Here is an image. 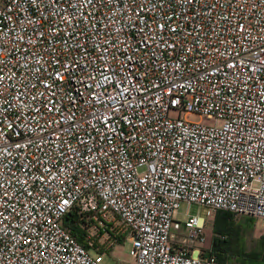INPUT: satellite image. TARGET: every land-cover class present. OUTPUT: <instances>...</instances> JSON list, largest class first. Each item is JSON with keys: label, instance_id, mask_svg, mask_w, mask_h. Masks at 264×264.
<instances>
[{"label": "built area", "instance_id": "2783aa9c", "mask_svg": "<svg viewBox=\"0 0 264 264\" xmlns=\"http://www.w3.org/2000/svg\"><path fill=\"white\" fill-rule=\"evenodd\" d=\"M216 209L264 231V0H0V264H223Z\"/></svg>", "mask_w": 264, "mask_h": 264}, {"label": "trees", "instance_id": "16d2710c", "mask_svg": "<svg viewBox=\"0 0 264 264\" xmlns=\"http://www.w3.org/2000/svg\"><path fill=\"white\" fill-rule=\"evenodd\" d=\"M74 216L70 212L64 217V224L73 234L79 232V228L72 224ZM243 217L235 220L231 212L216 209L211 222L210 249L204 255H213L216 261L223 264H264V236L257 238L248 249L245 236L253 231L255 220Z\"/></svg>", "mask_w": 264, "mask_h": 264}, {"label": "rangeland", "instance_id": "374dc122", "mask_svg": "<svg viewBox=\"0 0 264 264\" xmlns=\"http://www.w3.org/2000/svg\"><path fill=\"white\" fill-rule=\"evenodd\" d=\"M189 120H198L199 117L196 115H189L187 117ZM186 204L185 203H180V206L178 208V213H177V219L182 220L183 218V212L186 209ZM189 214H197L199 216H202L206 218V207L202 205H198L196 203H191L189 208H188ZM213 214L214 211L211 210L210 214H208L207 219H205V224H204V233L206 235V240L202 244L203 247H210L211 245V240H212V232H211V222L213 219ZM240 218H244L243 216H234L235 220H238ZM259 221H256L254 224V228L252 232H248V234L245 236V243L250 249L253 245L254 242L257 238L260 236H264V231H259ZM129 250H130V243L125 241L121 242L119 246L115 247L111 253H106L103 256V263L104 264H116V262L120 261H130L131 256L129 255Z\"/></svg>", "mask_w": 264, "mask_h": 264}]
</instances>
